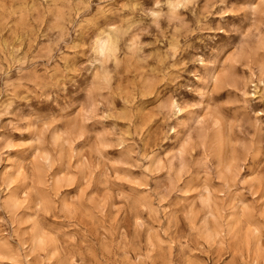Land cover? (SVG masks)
Here are the masks:
<instances>
[{"label": "rangeland", "instance_id": "374dc122", "mask_svg": "<svg viewBox=\"0 0 264 264\" xmlns=\"http://www.w3.org/2000/svg\"><path fill=\"white\" fill-rule=\"evenodd\" d=\"M0 264H264V0H0Z\"/></svg>", "mask_w": 264, "mask_h": 264}]
</instances>
